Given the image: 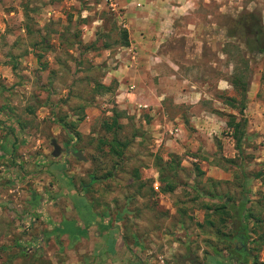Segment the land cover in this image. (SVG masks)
<instances>
[{"label":"rangeland","instance_id":"374dc122","mask_svg":"<svg viewBox=\"0 0 264 264\" xmlns=\"http://www.w3.org/2000/svg\"><path fill=\"white\" fill-rule=\"evenodd\" d=\"M203 3L200 13L206 7L210 13H201L196 25L184 26L172 37L174 57L165 56V47L159 46L163 54L156 51L150 61L151 68L164 76L157 87L161 105L152 110L156 115L152 122L163 118L160 126L166 128L158 153L174 167L139 171L140 165L149 167L150 157L144 150L131 149L126 157L115 160L103 155L105 147H96L97 137L102 136L98 124L114 105L110 91L103 99L92 100L97 113L87 110L89 117L79 127L82 132L93 131V136L83 135L76 143L89 159L78 165L83 172L74 171L69 179L78 189L79 180L86 184L93 174L96 181L89 195L96 210L104 209L109 215L107 224L112 221L128 235L130 231L158 233L136 238L143 248L151 244L155 257L166 244L176 246L168 253L172 262L264 264V52L250 55L237 36L226 34L230 20L246 11L254 12L264 29V0ZM125 4V0H0V168L4 161L10 163L1 145L7 147L13 138L16 153L8 155L19 160L27 151L25 137L31 135L40 140L35 150L42 154V166H48L45 162L52 161L50 126L55 118L74 119L71 113L80 114L79 106L91 102L87 100L90 93L99 95L100 82L109 81L113 87L114 79L110 75L105 79V74L128 66V56L119 45ZM241 86L246 96L243 115L238 113ZM231 115L234 122L244 118L240 154L228 124ZM8 116L16 122L13 127L6 121ZM130 121L123 123L119 135L131 132L134 124ZM149 127L154 133L155 125ZM175 127L176 132L167 131ZM61 133L56 135L60 142L65 138ZM112 161L120 167L110 168ZM163 174L171 179L162 181ZM152 175L160 181L157 187L147 186ZM165 182L172 186L168 191L163 190ZM5 184L0 176V195ZM21 188L27 200L33 182ZM242 188L247 198L243 214H249L244 220V263L230 254L234 244L221 237L238 229L234 211L243 199ZM4 219L12 223L7 213L0 212V264L75 260L73 254L62 256L43 248L41 252L22 250L23 243L13 245L1 225ZM63 223L68 227L73 222Z\"/></svg>","mask_w":264,"mask_h":264},{"label":"crops","instance_id":"0c3cea01","mask_svg":"<svg viewBox=\"0 0 264 264\" xmlns=\"http://www.w3.org/2000/svg\"><path fill=\"white\" fill-rule=\"evenodd\" d=\"M120 2L122 3L123 0ZM125 2L126 4L122 7H126V18L125 25L122 27L125 26L124 29L129 37L128 44L134 47L135 58L129 63L128 57L126 61L128 66L110 69L111 73H106L105 79L110 75L111 79H114L113 87L110 88L109 81L100 82L97 84L101 88L99 95H96V92L90 93L87 100L91 102H83L82 106H79L80 114L71 113L74 119L67 121H74V130L77 134L74 135L68 129H64L55 118V122L53 121L54 123L50 126L53 134L49 140L55 141L60 152L57 156H52V149L50 150L49 155L52 161H49L48 164L45 162V165L48 166H42L44 164L43 157H40L42 154H37L35 150L39 147L40 140L33 138L32 135L25 137L23 146L27 151L19 155V160L8 155L12 151V154L16 153V143L13 142V138L11 143L5 147L7 151L2 150V153L7 154L6 157L10 163L4 161L3 168H0V176L6 183L0 195V212L7 213L11 217L10 222L12 223L9 225V222L4 219L1 225L7 229V236L12 237L13 245H19V243L25 245L22 250L27 247L26 249L33 248L37 250L36 252H41L43 248L45 251L46 249L51 251L52 254L60 253L62 256L73 254L75 257L73 261H55L51 264H185V261L172 262L169 260L171 257L168 253L176 246L163 245L161 255L155 257L156 253H154L151 244L144 245L143 248V245L137 243L136 238L138 237L158 236V233L151 231L150 233L144 232V234L143 232L130 231L128 235L122 229L115 228L112 221L109 226L106 222L109 215L104 209L96 210L93 199L89 195L94 187L90 184L84 188L85 182L79 180V188L76 189L77 185L69 179L70 174L74 171L82 173L83 171L79 168L88 163L89 159L85 157L82 149L76 147V143L79 138H83V135L93 136V131L88 129L86 132H82L79 127L89 117L87 110L97 113L95 105L91 104L92 100L103 99L102 97L107 96L110 91L115 96L114 105L104 112V117L98 126L106 140L114 139L116 144L123 143V147L118 149V156L113 155L112 158L121 160L131 149L133 151L144 150V154L150 157L149 167L140 165L139 171L147 170L145 168H157L155 163H159L158 158L162 162L165 161L163 158L166 156L158 153L166 129L160 126V123L164 124L163 118L161 121L152 122L156 116L152 114L153 108L156 105H161V101L157 99L158 92H160L157 87L160 86L164 76L157 69L151 68V57L156 51L161 52L159 46L165 47L163 51L165 56L174 57L173 44L170 43L172 37L177 36L184 26L196 25L201 13L203 15L210 13L206 10L207 7L200 13V6H203V2H208V0H125ZM128 44L121 46L123 51H126ZM130 85L131 88H129ZM91 87L93 88V86ZM127 115H132V117H126ZM7 119L10 127H13L16 122L10 116ZM112 120L115 121V124L111 127V131H105L102 122L105 121L109 124L112 123ZM130 120H133L134 124L131 132L125 136L119 135L118 131L124 127L123 123ZM152 124L156 127L154 133H151L149 127ZM173 130L176 132L177 128L167 131L171 133ZM61 132L65 134V138L60 142L56 139V135ZM101 148H104V156L111 157L107 145L101 146ZM73 149L80 150L85 160L81 161L73 156L71 154ZM22 155L24 156L22 157ZM23 158L27 160L23 162ZM72 158H76V160L74 159L75 161L72 162ZM70 161L72 164L67 168L66 165ZM14 163L24 167H9ZM119 167L120 165L112 161L110 168ZM134 173L137 174L136 169H132V174L134 175ZM149 181L150 186L147 185L148 187H157V184L160 183L153 175L150 176ZM31 182H33L34 188L30 190L28 198L25 200L21 186ZM136 185L141 184L137 183ZM40 187L42 192H38ZM68 220H72L73 223L67 227L63 221ZM14 231H17V234ZM105 236L108 237L106 242L102 240ZM128 237L131 239L130 242L127 241Z\"/></svg>","mask_w":264,"mask_h":264},{"label":"trees","instance_id":"16d2710c","mask_svg":"<svg viewBox=\"0 0 264 264\" xmlns=\"http://www.w3.org/2000/svg\"><path fill=\"white\" fill-rule=\"evenodd\" d=\"M226 34L229 36H237L241 42L242 45L247 53L250 55H258L262 54L264 52V29L261 25L260 18L252 11H246L243 14H240L238 16H235L230 20L226 27ZM120 46H125L128 44V39H127V32L124 28L120 29ZM236 81H233V83ZM238 82V81H237ZM245 101H246V96H245V88L241 86V94L239 98V107H238V113L240 115H243V110L245 107ZM81 109V108H80ZM230 119L228 120V124L232 126L233 129V135H234V140H235V148L237 149L238 153L240 154L241 152V146H240V141L241 138L244 134V118L242 119L241 122H234L233 116H229ZM58 122H60V125L64 127V129H68L72 134L76 135L77 133L75 132V123L74 121H67L63 119L62 117L58 118ZM115 124V121L112 120V123H106L105 121L102 122V127L105 131H111V127ZM117 127V126H116ZM19 128L21 129L22 126L20 125ZM10 131H12V128H9ZM115 138V137H114ZM108 146V153L113 156H118V149L119 147H123V143L118 142L116 144V140L111 139L110 141L106 140L104 136L99 137L97 139V144L96 147L100 149L101 146ZM1 148L3 149L4 152L7 150L3 145H1ZM171 156V155H170ZM159 163H155L156 167L159 169H171L174 167L171 162H165L161 161L159 159ZM162 162V163H160ZM166 170V171H167ZM161 172V171H160ZM91 174V173H90ZM136 176V173H134ZM93 175V174H92ZM162 181L169 178L171 179L170 175L163 174L159 177ZM93 179L96 181V178L93 175ZM94 181V182H95ZM166 183V182H165ZM172 186L167 182L166 183V188H163V190H170ZM245 192L244 188H242V197L243 199L240 200L238 207L235 209V213L238 214V229L235 230L231 235L227 234H222L221 237L224 239H227L232 242V239L235 238L236 240L241 242V247L240 248H233L232 252L230 254H233L234 256H238L241 258V263H244V256L246 255L247 251L244 250V247L242 246V243L244 242L245 235L243 231L245 230L246 224H245V218L249 215L248 213L243 214V210L245 207V203L247 202L246 196L243 194ZM233 243V242H232ZM215 251V250H214ZM215 253H217L215 251Z\"/></svg>","mask_w":264,"mask_h":264},{"label":"water","instance_id":"95a60500","mask_svg":"<svg viewBox=\"0 0 264 264\" xmlns=\"http://www.w3.org/2000/svg\"><path fill=\"white\" fill-rule=\"evenodd\" d=\"M50 144H51V146H52L51 155H52V156H57L58 153L60 152V149H59L58 145L55 143V141H54L53 139H51ZM71 154H72L73 156H75L78 160H81V161H84V160H85V158H84L83 155L81 154V151L78 150V149H73V150L71 151ZM88 179H89L88 182H87L86 184H83V187H84V188H85V187H88L91 183H93V182L95 181V180L93 179V175H92V174H89V175H88ZM232 242H233L235 248L238 249V248L241 247V242L238 241V240H236L235 238L232 239Z\"/></svg>","mask_w":264,"mask_h":264},{"label":"built area","instance_id":"2783aa9c","mask_svg":"<svg viewBox=\"0 0 264 264\" xmlns=\"http://www.w3.org/2000/svg\"><path fill=\"white\" fill-rule=\"evenodd\" d=\"M125 50H126L125 52H126L127 56L129 57L128 60H129V63H130L135 58V56H134V54H135L134 47H131V45L128 44V46H126ZM129 88H131V85L129 86Z\"/></svg>","mask_w":264,"mask_h":264}]
</instances>
